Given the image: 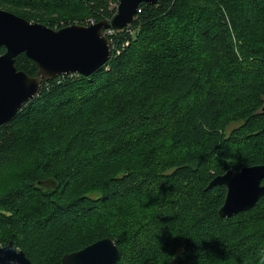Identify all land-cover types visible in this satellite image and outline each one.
Listing matches in <instances>:
<instances>
[{"label": "trees", "instance_id": "trees-1", "mask_svg": "<svg viewBox=\"0 0 264 264\" xmlns=\"http://www.w3.org/2000/svg\"><path fill=\"white\" fill-rule=\"evenodd\" d=\"M0 7L52 28L108 14L107 0ZM139 7L118 55L42 81L0 124V246L60 264L108 237L115 264H259L264 196L221 217L226 187L209 182L264 164V0ZM14 65L37 72L24 53Z\"/></svg>", "mask_w": 264, "mask_h": 264}, {"label": "water", "instance_id": "water-1", "mask_svg": "<svg viewBox=\"0 0 264 264\" xmlns=\"http://www.w3.org/2000/svg\"><path fill=\"white\" fill-rule=\"evenodd\" d=\"M141 2L154 5L158 0H119L110 21L101 19L90 25L73 23L60 28L0 9V124L10 121L38 94L42 81L72 73L88 76L109 61L110 45L103 29L121 28L130 23ZM1 47L5 48L3 52ZM20 53L35 62V75L15 67L14 59ZM263 179L264 164L228 169L213 177L209 186L226 187L219 216L230 217L253 207L264 196ZM118 258V247L113 239L106 237L66 253L60 264H115ZM0 264L35 263L9 241L0 246Z\"/></svg>", "mask_w": 264, "mask_h": 264}, {"label": "built area", "instance_id": "built-area-1", "mask_svg": "<svg viewBox=\"0 0 264 264\" xmlns=\"http://www.w3.org/2000/svg\"><path fill=\"white\" fill-rule=\"evenodd\" d=\"M118 5H119V0H107L108 14L104 16L103 19H107L108 21H110L117 12ZM140 11L141 9L138 5L137 11L133 16L132 21L121 28L109 27L103 29V34L109 41L111 55H118L121 49H123L128 44V41L126 40L121 42L120 45H118V42L115 40V37L122 32L129 34H133L135 32V29L133 27V21L137 19L138 16L137 13H139ZM95 22H97L95 19L90 18L86 21V24H82V25H90Z\"/></svg>", "mask_w": 264, "mask_h": 264}, {"label": "clouds", "instance_id": "clouds-1", "mask_svg": "<svg viewBox=\"0 0 264 264\" xmlns=\"http://www.w3.org/2000/svg\"><path fill=\"white\" fill-rule=\"evenodd\" d=\"M258 255L260 256L259 264H264V249H262Z\"/></svg>", "mask_w": 264, "mask_h": 264}, {"label": "rangeland", "instance_id": "rangeland-1", "mask_svg": "<svg viewBox=\"0 0 264 264\" xmlns=\"http://www.w3.org/2000/svg\"><path fill=\"white\" fill-rule=\"evenodd\" d=\"M0 9L7 10V9H5V8H2V7H0ZM7 11H9V10H7ZM10 12H12V11H10ZM61 25H62V26H65V25H63V23H61ZM132 124L134 125V123H132Z\"/></svg>", "mask_w": 264, "mask_h": 264}]
</instances>
